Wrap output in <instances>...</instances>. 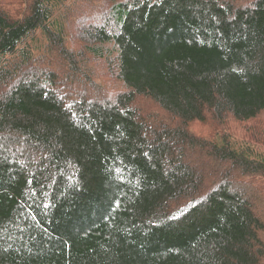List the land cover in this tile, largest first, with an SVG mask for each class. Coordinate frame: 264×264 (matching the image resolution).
I'll list each match as a JSON object with an SVG mask.
<instances>
[{"label": "trees", "instance_id": "16d2710c", "mask_svg": "<svg viewBox=\"0 0 264 264\" xmlns=\"http://www.w3.org/2000/svg\"><path fill=\"white\" fill-rule=\"evenodd\" d=\"M263 113L264 0H0V264H264Z\"/></svg>", "mask_w": 264, "mask_h": 264}, {"label": "rangeland", "instance_id": "374dc122", "mask_svg": "<svg viewBox=\"0 0 264 264\" xmlns=\"http://www.w3.org/2000/svg\"><path fill=\"white\" fill-rule=\"evenodd\" d=\"M93 67L92 65H88L87 68ZM95 80L98 84H100L102 87L105 88L106 91L110 92H117L123 90V83L121 81H117L116 79L110 78V77H104L98 75V73H94ZM258 126H264V113L259 117L256 121H252L250 123H236L234 121H231L228 124V130L234 137V139L242 141L244 139L250 140L252 138L255 140V136L251 133L256 130V127ZM261 149H264L260 145Z\"/></svg>", "mask_w": 264, "mask_h": 264}]
</instances>
